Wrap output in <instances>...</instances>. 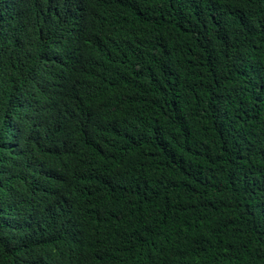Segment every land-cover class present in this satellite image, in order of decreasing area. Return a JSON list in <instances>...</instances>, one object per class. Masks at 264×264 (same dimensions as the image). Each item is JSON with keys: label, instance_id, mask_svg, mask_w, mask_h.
Wrapping results in <instances>:
<instances>
[{"label": "trees", "instance_id": "trees-1", "mask_svg": "<svg viewBox=\"0 0 264 264\" xmlns=\"http://www.w3.org/2000/svg\"><path fill=\"white\" fill-rule=\"evenodd\" d=\"M0 264H264V0H0Z\"/></svg>", "mask_w": 264, "mask_h": 264}]
</instances>
